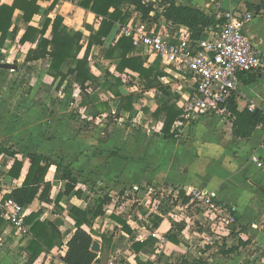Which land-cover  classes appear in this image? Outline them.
I'll return each instance as SVG.
<instances>
[{"label":"crops","instance_id":"1","mask_svg":"<svg viewBox=\"0 0 264 264\" xmlns=\"http://www.w3.org/2000/svg\"><path fill=\"white\" fill-rule=\"evenodd\" d=\"M14 1L15 0H0V5L11 6ZM55 1L57 2L54 10L50 11L49 9ZM82 1L84 0H38V5L41 8L40 13L34 16L30 23L26 22L22 12L17 10L14 14L13 26L3 46L0 47V96L1 92L5 91V95L0 98L4 100V103L0 106V144L3 143L5 145L0 146V148L12 149L11 146L15 145L16 148L13 147L12 151L35 153L37 155L50 157L58 162H63L65 166H69L74 171L75 176L79 180L77 189L81 190L82 196L78 197L75 193L64 196L59 206H56L55 200L59 193L65 191L66 183L57 179L56 169L52 167L46 177V180L52 184L50 196L52 203L46 204L35 200L31 205L24 207L26 218L32 213L41 211V220L50 219L54 221V224L61 232L63 245L60 248H54L50 253H44L40 258L44 259L45 257L51 259L56 257L58 255L57 253H59L62 264H64L63 258L67 252V243L76 230L75 222L69 215L70 208L74 206L81 210H85L88 207H92L97 201H94V199H87V191L96 183L103 184L101 180H106L107 178L105 176H107V174H99V180H93L91 166L96 165V163L90 161L88 157L84 156L82 157L83 159L72 160L70 158L56 156L61 151L60 146L57 145L56 147L50 142L47 144H38L35 142L36 148L34 147V143L25 136L24 131L19 130L22 125L12 124L10 119L6 122L7 120H5V117L8 115V112L12 114L18 113L17 116L24 118V122H27L26 117H30L29 112L32 110L28 107H30L29 104L33 101H35L32 104L34 106L33 109L36 108L35 110L43 115L44 111H40V107L36 102L39 100L46 101L49 97L47 91L54 88V86L56 89H60L57 93L58 97L61 98L63 87L66 86V83L59 87L60 79L55 80L48 74L49 63L41 61L25 62L28 52L39 47L43 36H34L32 40H28L25 43H21V39L29 27L42 30L47 20L53 22L57 16H60L64 20L62 28L66 27L71 34L82 33V50L78 58L83 59L89 43L94 41L102 18L83 9L81 7ZM175 2L178 5L196 7L207 15H215L217 19L225 12L232 9H246L255 12V19L246 26L245 30L247 35L254 42L256 48L264 55V0H247L246 5H248L249 9L245 6L243 8L235 7L236 2L234 0H175ZM121 10L127 13L128 20L123 24H116L110 36L103 38V43L101 45L92 46L90 51L87 69L98 81L93 84H87L88 87L85 93H82L80 87L74 83L73 77L68 78L72 83V89L70 90L75 91V96L80 95V92L82 94L92 95V88L96 89L95 92L103 90L104 86L108 85L107 80L102 77L104 73L110 74L109 77L116 83L125 87V89L122 88L120 91L114 92L113 94L115 95H117V93L122 97L135 95L134 91L129 92V88H126L129 80H135L140 84L141 90L143 89L137 73L130 70H125L121 73L117 70L120 59L119 54H116L114 58H109L107 56L110 51L116 48L119 41L124 36L126 27L133 22H139V20H141L139 13L129 4L123 5ZM14 29H16L17 33H13ZM44 37L47 39L52 38V25L49 26ZM135 49V54L143 58L145 67H153L158 73H163L165 75V77H162L160 80L164 86H169L174 93L180 95L177 106L182 110L191 91L188 81L178 79L172 69L167 67L159 58L156 59L153 55L148 54L144 48L140 47ZM159 60L160 62H158ZM73 67H75L73 60H68L61 70L63 73L67 74ZM159 68L164 72H160ZM254 74L257 75L255 82L249 85L241 82L238 86L234 100L240 112L245 109L255 112V114L259 111H264V71ZM15 75L17 77H15ZM170 77L173 79H170ZM163 80H165L166 83H163ZM24 84L31 86L33 89L30 91L28 90V92L24 94L22 92V86ZM74 87H76V90ZM132 87L133 86H131V90ZM154 92L157 91L153 89L143 93L152 94ZM108 93L110 92L108 91ZM117 97L121 102L122 97L118 95ZM25 104L28 106H25ZM251 105H254L253 110L250 108ZM155 110L156 109H152V114ZM101 116L106 115L103 114ZM152 119L157 122L159 128L158 132L161 135L163 123L155 120L153 117ZM234 120V116L233 119L228 120H221L217 116H206L190 130L186 129L181 132L180 127L178 139L168 141L170 142V147L161 152L159 151V146H157L155 147L156 150L154 149V151L151 152L146 164L149 165L152 162L150 164L152 170L147 177L142 173L143 162L135 163L134 170L136 172V180L156 182L161 179L163 184L179 188V190H177L178 198L181 191L185 193L186 197H188L191 191H207L213 193L223 205L234 208L237 220V226L234 227L235 234H232L233 228L231 234L221 232L219 236H216L218 237L216 240H222L223 243L224 241H228L229 238H237L238 244L240 241L248 243L247 246H241L239 249V251H241L244 247L249 248L253 245L258 248V246L264 244V167L258 166L259 163L264 166V125L257 127L248 140H241L235 138L232 134ZM6 135L11 137L5 138ZM188 137L189 141H187L188 144H186L184 139ZM182 139L184 141H182ZM20 146L21 149L19 148ZM79 146H81L83 151L86 148V145L82 146L81 144ZM28 147L30 149H27ZM73 148H75L74 145ZM66 149L67 148H65V150ZM17 159L23 161V169L20 177L15 179L9 174L14 164V159L6 155L0 156V202L2 204L6 202V200H4L6 195L22 186L29 171L30 164L27 160H23L21 154L17 155ZM92 181H94V184H92ZM233 181L235 182L233 183ZM228 189L232 190V193H226ZM134 190L138 191L140 188L134 187ZM113 201L112 198L110 205L106 206L105 215L103 217L98 218L90 227L88 225L83 226V229L93 236L94 244L92 250L95 244L98 245L97 250L94 252L98 253L99 257L101 256L103 243H100L98 240L96 241L95 238H100L103 241L107 237L106 228L108 230H113V232L115 229L120 228L122 232L114 238V247L111 246L109 249V257L111 258L115 257L113 252L119 240H122L120 244L132 240V248L135 243L144 242L146 240L153 241V243L156 244L155 248L159 246L158 240L161 241V244L164 243L165 248L178 245L169 242L164 236L165 233L167 234L175 227V223L164 219L162 216V221L158 227H154V225L150 223L151 225L147 228L151 229V232L140 235L135 239L133 238L136 235L135 232H133L135 228L126 220L133 234L130 237L129 235L131 234L123 232L121 225L112 219V215L121 216L123 218V213L116 210L118 208H116V204H114ZM183 206H185L186 209L192 208L188 204ZM149 215H151V213H149ZM185 223L186 225L183 231H175L173 233L178 239L179 245H182L179 234H184L190 229V223L188 221ZM28 228V235L23 238L17 236L13 226L7 222L3 218L2 213H0V240H3V238L6 239L5 236L9 233L13 234L15 241L10 242V247L13 248L24 241L26 245L22 246H25L24 251L26 255L30 256V252L27 250L30 240V227L28 226ZM149 229L147 230L149 231ZM196 234L201 238H205V232H197ZM187 238H189L188 235L186 236V241L188 240ZM222 243L219 242L220 245ZM238 244H233L232 246H237ZM161 247L163 248V245H161ZM227 247L231 246L227 245ZM151 250L152 245L144 248L138 256H148V252ZM107 251L108 247H105L103 252L105 253ZM121 251L120 247L116 248L117 254ZM239 251L230 255L233 257L232 264H246V257L244 255H239ZM136 255L137 253L134 252V254L129 257L123 255V258L130 264H133V259ZM257 263L264 264V259L261 263L260 258Z\"/></svg>","mask_w":264,"mask_h":264},{"label":"rangeland","instance_id":"2","mask_svg":"<svg viewBox=\"0 0 264 264\" xmlns=\"http://www.w3.org/2000/svg\"><path fill=\"white\" fill-rule=\"evenodd\" d=\"M151 1L158 3V0ZM234 1L236 2L235 7L243 8L245 6L249 9L248 5H246L247 0ZM159 71L164 72L160 68ZM109 76L110 74L108 73L103 74L102 77L107 80L108 85H105L104 89L98 92H95L96 89L92 88V95L80 92V95L75 96V91L64 86L63 94L60 98L57 93L60 89L58 90L54 86L55 89L52 88L47 91L49 97L46 101L39 100L36 102L40 107V111H44L43 115L35 110L36 108L33 109L34 106L32 104L35 102L33 101L28 107L32 110L29 112L30 117H26L27 122H24V118L18 117V113L12 114L11 112H8L10 116L7 115L5 120L8 122L10 119L12 124L22 125L19 130L24 131L25 136L34 143V147H36L35 142L38 144L50 142L56 147L57 145L60 146L61 151L56 156L72 160L86 156L90 161L96 163V165L91 166L92 179L99 180L100 177L98 175H104V173L107 174L105 176L107 179L101 180L103 184L96 183L90 188L87 191V199L98 201L100 197L102 198L106 195L112 197L113 203L118 208L116 210L122 212L123 218L135 228L133 230L136 234L133 237L134 239L151 232V229L147 227L153 224L155 218H161V216L175 223V226L186 225V221L190 223L189 231L179 234L182 245L178 244L175 247L169 246V248H165L164 243L161 244V241L158 240V248H155L156 244H154L152 250L148 252V256L139 257L140 253H137L133 259V264H186L199 258L204 259L206 264H232L233 257H223L217 254L221 248L219 242L222 243V240H216L218 238L216 236L220 234H216V231H213L211 226H208L207 223L199 218L196 208L186 209L182 205V198H178L177 190L179 188L163 184L161 179L156 182L135 179V163L143 162L142 173L147 177L152 170L150 165L152 162L149 165L146 164L151 152L157 146H159L158 148L161 152L170 147L169 140H164L162 135L159 134L158 124L153 121L151 116V111L156 109L160 95L158 92L144 94L139 83L135 80H129L126 88H129V92L134 91L135 93V111H123L119 114L118 107L121 102L113 93L120 91L122 88L125 89V87L116 83ZM15 77L17 76L15 75ZM163 77H165L164 74ZM170 79L173 78L170 77ZM163 83H166V81L163 80ZM131 86L135 88L132 87L131 90ZM74 88L76 90V87ZM32 89L27 84L22 86L24 94ZM4 93L5 91L1 92L0 98L5 95ZM3 101L0 99V106L4 103ZM103 103H107L108 106H102L101 104ZM25 106L28 105L25 104ZM103 114L106 116H101ZM10 137L6 135L5 138ZM184 140L182 139L188 144L189 137ZM81 144L82 146L86 145L84 151L79 146ZM2 145L5 144H0V146ZM73 145L75 148H73ZM13 147L16 148L15 145L11 146L12 149ZM19 148L21 149V146ZM65 148L67 149L65 150ZM27 149L30 148L28 147ZM92 184H94V181H92ZM134 187H139L140 190L136 191ZM226 193H232V190L228 189ZM105 231L107 238L111 240V244L97 237L95 240L103 243L105 247H114V238L122 233L121 229L117 228L113 232V230L106 228ZM197 232H205V238L198 236ZM132 235L129 236L131 237ZM168 235L169 232L165 233L166 239H168ZM187 235L189 238L186 241ZM5 238L0 240V264H28L30 256L26 255L25 246H22L26 245L25 242L22 241L20 245L17 244L11 248L10 242H14L15 237L9 233ZM121 241L119 240L116 243V248L120 247L122 250L121 254H117L118 252H116L115 248L113 252L115 257L108 258L105 254L101 264H111L112 262L114 264H130L123 258V255L129 257L134 254L133 241L128 240L124 244H120ZM226 243L228 246H232L233 244H238V239L229 238ZM161 245H163V248ZM57 254L56 257L51 259L40 258L35 264H62L60 254ZM239 255L246 257V264H258L257 262L260 258L262 263L264 259V244H261L258 248L253 245L249 248L244 247L239 251Z\"/></svg>","mask_w":264,"mask_h":264},{"label":"trees","instance_id":"3","mask_svg":"<svg viewBox=\"0 0 264 264\" xmlns=\"http://www.w3.org/2000/svg\"><path fill=\"white\" fill-rule=\"evenodd\" d=\"M159 1L158 3L156 2L157 8H155L153 2L147 4L145 0H84L81 3V7L102 18L99 30L96 32L94 41L89 43L84 58H78L82 50V33H69L66 27L62 28L63 18L57 16L53 22L47 20L42 30L33 27L27 29L21 39V43L32 40L34 36H43V38L37 49H32L28 52L25 62L41 61L49 63L48 74L55 80L60 79L59 87L66 83V87L72 89V83L68 78L73 77L74 83L80 87L82 93H85L88 87L87 84H93L98 81L87 69L92 46L101 45L103 43L102 39L110 36L116 24H123L128 20L127 13L121 10L123 5L129 4L134 7L135 11L139 13L140 19L144 22L184 26L189 29L194 40L200 39L208 28L214 27L218 23L215 15H207L196 7L178 5L175 0ZM56 2L51 5L50 11L54 10ZM17 10L22 12L24 20L30 23L33 17L40 13L41 8L38 5V0H15L11 6L0 5V47L3 46L13 26L14 14ZM152 12H156L154 18L151 17ZM50 25H52V38L47 39L44 36ZM13 33H17L16 29L13 30ZM135 51L133 40L123 36L116 48L110 51L107 56L114 58L116 54H119L120 59L117 66L119 72L123 73L125 70H130L137 73L143 92L155 89L159 93V102L152 117L163 123L161 135L164 140L178 139L180 126L183 124L181 119L183 111L177 106L180 95L174 93L170 87L164 86L160 80L163 77V73H158L153 67H145L143 58L137 56ZM68 60H73L75 67L65 74L61 69ZM256 79L257 75L254 73L240 76L241 82L246 85L255 82ZM117 95L122 97L119 93ZM134 101L135 95L122 97L121 104L118 107L119 114L123 111L133 112L135 110ZM101 105L108 106L107 103ZM230 111L235 117L232 134L237 139L248 140L257 127L264 125L263 111L255 114V112L245 109L240 112L235 100L230 105ZM18 154L22 155L23 160L29 162L30 168L22 186L6 195L4 200H13L23 207L31 205L35 200L46 204L52 203L50 197L52 184L46 180L47 174L52 167L56 169L57 179L66 183L65 191L59 193L55 200L56 206H59L64 196H69L73 193L78 197L82 196L81 190L77 189L79 180L75 176L74 171L69 166H65L63 162L55 161L44 155L20 153L12 151V149L0 148V156L6 155L14 159V164L9 172L11 177L18 179L23 169V161L17 159ZM179 198H182V205L189 204L191 200L182 191ZM111 201L112 198L106 195L95 202L92 207H88L85 210L74 206L70 208L69 215L75 222L76 230L67 243V252L63 258L64 264H101L105 254L109 258L110 246H108V251L104 253L105 246L103 245L101 256L99 257V254L92 250L94 244L93 236L83 229V226L88 225L90 227L98 218L103 217L105 208L110 205ZM41 216L42 212L39 211L38 213H32L26 218V224L30 227V240L27 247L30 252L28 264H34L44 253H50L54 248H60L63 245L61 232L54 224V221L50 219L41 220ZM112 219L121 225L123 232L132 234L131 228L121 216L112 215ZM161 221L162 218H155L154 227H158ZM184 228L185 224L176 225L169 232L168 241L173 244H179L173 233L175 231L181 232ZM232 234H235V228ZM104 241L111 244V240L107 237ZM153 244V241L146 240L135 243L133 249L136 253H140L144 248L150 245L153 246ZM247 244L240 241L237 246L227 247L224 241L218 254L224 257L230 256L238 252L241 246H247ZM186 264H206V262L204 259L199 258Z\"/></svg>","mask_w":264,"mask_h":264},{"label":"built area","instance_id":"4","mask_svg":"<svg viewBox=\"0 0 264 264\" xmlns=\"http://www.w3.org/2000/svg\"><path fill=\"white\" fill-rule=\"evenodd\" d=\"M155 15L151 13V17ZM255 17V12L246 9L229 10L198 40L192 39L184 26L139 20L126 27L124 36L133 40L135 48H144L172 69L178 79L190 84V94L182 107L181 132L190 130L206 116L233 119L230 105L241 83L240 76L264 71V55L245 30ZM250 108L253 110L254 105ZM258 166L264 167L261 163ZM188 197V205L197 209L199 218L216 234H231L237 226L235 209L220 203L213 193L191 191ZM0 213L17 236L28 235L23 206L13 200L0 202Z\"/></svg>","mask_w":264,"mask_h":264},{"label":"water","instance_id":"5","mask_svg":"<svg viewBox=\"0 0 264 264\" xmlns=\"http://www.w3.org/2000/svg\"><path fill=\"white\" fill-rule=\"evenodd\" d=\"M97 244L94 245L93 251L97 250Z\"/></svg>","mask_w":264,"mask_h":264}]
</instances>
